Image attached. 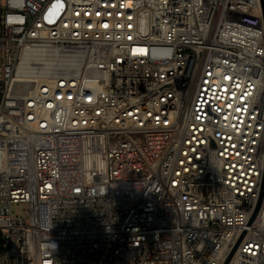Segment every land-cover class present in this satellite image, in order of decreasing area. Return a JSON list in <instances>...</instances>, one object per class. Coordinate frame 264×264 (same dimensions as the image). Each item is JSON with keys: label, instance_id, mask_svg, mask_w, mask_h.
Segmentation results:
<instances>
[{"label": "built area", "instance_id": "1", "mask_svg": "<svg viewBox=\"0 0 264 264\" xmlns=\"http://www.w3.org/2000/svg\"><path fill=\"white\" fill-rule=\"evenodd\" d=\"M0 264H264L262 0H0Z\"/></svg>", "mask_w": 264, "mask_h": 264}, {"label": "water", "instance_id": "2", "mask_svg": "<svg viewBox=\"0 0 264 264\" xmlns=\"http://www.w3.org/2000/svg\"><path fill=\"white\" fill-rule=\"evenodd\" d=\"M263 10H264V0H262ZM33 81H15L12 92L14 93H27L29 89L33 88ZM231 256V255H230ZM230 257L228 258V260ZM227 260V262H228Z\"/></svg>", "mask_w": 264, "mask_h": 264}, {"label": "rangeland", "instance_id": "3", "mask_svg": "<svg viewBox=\"0 0 264 264\" xmlns=\"http://www.w3.org/2000/svg\"><path fill=\"white\" fill-rule=\"evenodd\" d=\"M29 205L27 203H20L17 204L13 207V212L15 215H22L24 216V218H28L29 217Z\"/></svg>", "mask_w": 264, "mask_h": 264}]
</instances>
